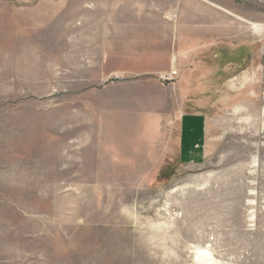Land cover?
<instances>
[{
    "label": "rangeland",
    "instance_id": "rangeland-1",
    "mask_svg": "<svg viewBox=\"0 0 264 264\" xmlns=\"http://www.w3.org/2000/svg\"><path fill=\"white\" fill-rule=\"evenodd\" d=\"M251 24L264 0H0V264H264Z\"/></svg>",
    "mask_w": 264,
    "mask_h": 264
},
{
    "label": "crops",
    "instance_id": "crops-1",
    "mask_svg": "<svg viewBox=\"0 0 264 264\" xmlns=\"http://www.w3.org/2000/svg\"><path fill=\"white\" fill-rule=\"evenodd\" d=\"M207 118L198 111H185L176 127L173 147L180 164H198L207 154Z\"/></svg>",
    "mask_w": 264,
    "mask_h": 264
},
{
    "label": "bare ground",
    "instance_id": "bare-ground-1",
    "mask_svg": "<svg viewBox=\"0 0 264 264\" xmlns=\"http://www.w3.org/2000/svg\"><path fill=\"white\" fill-rule=\"evenodd\" d=\"M263 28H264L263 25L251 24V29L254 32L259 33V32H261L263 30ZM201 256H202L203 260H207L208 259V260H210L212 262V259H211L210 255L208 253H202Z\"/></svg>",
    "mask_w": 264,
    "mask_h": 264
},
{
    "label": "built area",
    "instance_id": "built-area-1",
    "mask_svg": "<svg viewBox=\"0 0 264 264\" xmlns=\"http://www.w3.org/2000/svg\"><path fill=\"white\" fill-rule=\"evenodd\" d=\"M174 73L173 68H171V71L168 74H163L161 76L162 81H170L171 80V74Z\"/></svg>",
    "mask_w": 264,
    "mask_h": 264
}]
</instances>
